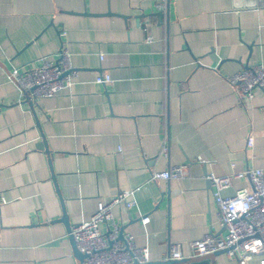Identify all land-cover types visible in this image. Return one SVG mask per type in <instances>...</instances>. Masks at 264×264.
I'll return each instance as SVG.
<instances>
[{
	"label": "crops",
	"instance_id": "0c3cea01",
	"mask_svg": "<svg viewBox=\"0 0 264 264\" xmlns=\"http://www.w3.org/2000/svg\"><path fill=\"white\" fill-rule=\"evenodd\" d=\"M61 47L75 84L32 101L35 112L11 70ZM254 64L259 0H0V264H81L63 212L72 227L127 189L135 203L114 216L154 261L172 243L190 257V241L225 235L206 175L264 169V89L244 105L228 80ZM191 161L186 179L147 181ZM241 188L249 177L224 195ZM212 264L244 263L218 252Z\"/></svg>",
	"mask_w": 264,
	"mask_h": 264
},
{
	"label": "built area",
	"instance_id": "2783aa9c",
	"mask_svg": "<svg viewBox=\"0 0 264 264\" xmlns=\"http://www.w3.org/2000/svg\"><path fill=\"white\" fill-rule=\"evenodd\" d=\"M163 9V5H158ZM149 37L148 39H152ZM56 57H42L39 66L26 65L23 69L11 70L10 79L23 92L28 93L33 102L40 98L54 97L62 91L71 88L76 81L78 70L72 63V55L61 47ZM103 59V55L100 56ZM236 94L245 105L255 96L256 88L264 89V65L254 64L228 77ZM97 83L111 82V77L101 74L95 80ZM248 146L253 147L254 137H248ZM167 146L163 152L166 153ZM193 161L207 163L201 156ZM174 165L165 171L151 174L148 183L160 179H183L190 176L191 164ZM249 177L251 189L241 188L234 195H224V190L230 188L234 179ZM212 187V197L217 206L219 223L226 228L225 235L215 232L207 234L202 239L190 241L191 256H204L225 251L231 259H238L244 264H250L259 257L257 264H264V169L251 168L247 171L232 172L217 175L210 172L206 175ZM136 189L121 191L118 195L98 204L96 213L88 221L72 226L71 234L77 243V248L86 254L84 264H148L161 261L180 260L185 257L181 243H172L162 259L154 261L148 247L138 246L131 233H123V226L114 216L113 208L123 203L128 209L135 203ZM106 226V231L102 230Z\"/></svg>",
	"mask_w": 264,
	"mask_h": 264
},
{
	"label": "water",
	"instance_id": "95a60500",
	"mask_svg": "<svg viewBox=\"0 0 264 264\" xmlns=\"http://www.w3.org/2000/svg\"><path fill=\"white\" fill-rule=\"evenodd\" d=\"M259 5H264V0H259ZM24 94L27 97V101L28 103H30L35 111L34 108V104L32 102V99L30 98V96L28 95V93L24 92ZM36 112V111H35ZM50 152V151H49ZM62 220L66 225H67V229L69 232V236H70V240L72 242V246L74 247V253L78 259V261L81 264H84V260L86 259V254L82 253L79 248H77V243L74 239V236L71 234V231L73 230L71 225H70V221H69V217L66 211L63 212V216L60 219ZM123 233H124V229L122 228L121 230V238L123 237ZM220 252H225V251H219ZM218 254V252L214 253V254H209V255H204V256H190V257H185L183 259L180 260H171V261H166V262H155V264H212L213 261V257ZM134 264H139V263H134ZM148 264H153V263H148Z\"/></svg>",
	"mask_w": 264,
	"mask_h": 264
}]
</instances>
